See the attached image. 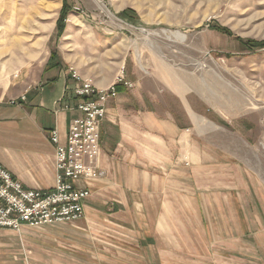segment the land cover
<instances>
[{"label":"rangeland","instance_id":"obj_1","mask_svg":"<svg viewBox=\"0 0 264 264\" xmlns=\"http://www.w3.org/2000/svg\"><path fill=\"white\" fill-rule=\"evenodd\" d=\"M69 2L59 36L64 0H0V97L66 44L61 52L70 58L71 75L76 70L95 84L111 82L101 88L130 78L138 82L129 79L133 87L148 81L161 90L165 113L185 128L190 163L164 176L175 214L165 226L156 222L158 191V197L141 196V206L133 200L100 215L86 212L80 221L24 228L12 243L0 228V246L168 245L184 250L173 264H264V48L238 40L264 41V0ZM124 10L139 23L120 17Z\"/></svg>","mask_w":264,"mask_h":264},{"label":"crops","instance_id":"obj_2","mask_svg":"<svg viewBox=\"0 0 264 264\" xmlns=\"http://www.w3.org/2000/svg\"><path fill=\"white\" fill-rule=\"evenodd\" d=\"M61 48L66 44L58 46L51 66L50 54L37 70L23 73L8 95L0 97V163L28 189L54 186L55 145L49 132L57 129L65 142L72 121L81 115L75 108L81 99L74 94L75 82L69 72L73 66ZM132 81L138 84L136 79ZM96 84L107 87L111 82ZM144 84L133 88L120 84L117 97L107 102L100 159L105 175L83 183L91 195L84 202L85 214L80 220L86 212L100 215L106 207H127L133 200L132 206L140 205L141 196L158 197V191L162 198L156 222L165 226L166 217L175 215L174 205L165 195L164 176L172 170H186L190 163L186 157L188 136L178 120L165 113L170 109L168 101L162 99L164 93L148 81ZM23 96L25 99H21ZM17 98L20 104L10 103ZM66 103L70 109H63ZM164 230L157 228L160 233H166ZM3 233L6 241H19L16 231L7 229ZM183 251L168 245L131 249L10 245L0 246V264H173L179 261L178 256H184Z\"/></svg>","mask_w":264,"mask_h":264},{"label":"built area","instance_id":"obj_3","mask_svg":"<svg viewBox=\"0 0 264 264\" xmlns=\"http://www.w3.org/2000/svg\"><path fill=\"white\" fill-rule=\"evenodd\" d=\"M72 76L74 94L81 99L75 108L81 115L72 121L65 142L57 129L49 132L55 145V184L50 189H28L0 163V228L21 232L24 228L80 220L85 214L84 202L91 195L83 183L105 175L100 164L101 124L107 115L108 100L118 95L117 87L114 84L101 88L92 78L83 77L76 70ZM122 82L125 86H134L130 80ZM70 108L68 103L64 105V109Z\"/></svg>","mask_w":264,"mask_h":264},{"label":"trees","instance_id":"obj_4","mask_svg":"<svg viewBox=\"0 0 264 264\" xmlns=\"http://www.w3.org/2000/svg\"><path fill=\"white\" fill-rule=\"evenodd\" d=\"M72 10V7L70 5V2L69 0H64V4L60 10V16L57 20V31H58V35L60 36L64 29H65V25H66V18H67V15L68 13ZM129 11L128 10H124V11H121L119 13V16L134 23V24H137L139 23L138 22V16H134L135 13L132 12V14H129L128 13ZM214 29L225 34V35H230L232 36L233 33L226 27H223L219 24H215L213 25ZM238 40L240 41V43L246 47V48H249V49H255V48H264V41H256V40H243V39H239ZM57 53L54 52L52 53L51 55V58L49 60V63H48V66H51L52 63H53V60L55 59ZM121 86H118L117 89H119Z\"/></svg>","mask_w":264,"mask_h":264},{"label":"bare ground","instance_id":"obj_5","mask_svg":"<svg viewBox=\"0 0 264 264\" xmlns=\"http://www.w3.org/2000/svg\"><path fill=\"white\" fill-rule=\"evenodd\" d=\"M47 26V25H46ZM44 30L46 31V32H49L50 31V29H48V27H44Z\"/></svg>","mask_w":264,"mask_h":264}]
</instances>
